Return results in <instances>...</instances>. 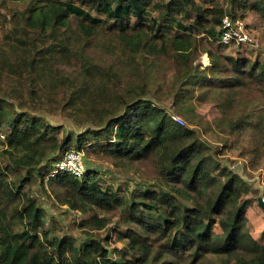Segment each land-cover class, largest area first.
<instances>
[{
	"label": "trees",
	"instance_id": "16d2710c",
	"mask_svg": "<svg viewBox=\"0 0 264 264\" xmlns=\"http://www.w3.org/2000/svg\"><path fill=\"white\" fill-rule=\"evenodd\" d=\"M9 1L28 6L0 12L9 51L0 48V264H264V241L252 235L247 218L255 202L198 130L249 133L247 153L264 159V34L254 35L259 47L251 50L261 58L225 54L229 46L217 43L222 19L240 18L238 11L264 24V0ZM106 41L116 59L131 65L129 81L122 82L120 65L95 62ZM56 57L80 75H66L70 87L55 81L62 86L58 104L71 111L86 91L110 94L107 104L86 110L92 127L79 134L45 122L30 105L43 67L62 76ZM158 63L172 69L169 84L153 82L147 68ZM151 85L189 127L173 120ZM205 99L220 111L213 124L195 110ZM70 149L83 151L85 175L47 178ZM90 156L138 174L143 189L107 184L88 167ZM38 186L87 216L78 223L81 243L46 228ZM113 219V237L91 234Z\"/></svg>",
	"mask_w": 264,
	"mask_h": 264
},
{
	"label": "rangeland",
	"instance_id": "374dc122",
	"mask_svg": "<svg viewBox=\"0 0 264 264\" xmlns=\"http://www.w3.org/2000/svg\"><path fill=\"white\" fill-rule=\"evenodd\" d=\"M28 6L27 1H18L13 2L9 0L0 1V12L4 15H10L13 12L21 13L26 10ZM237 16L246 24L247 29L253 34L256 35L260 40L262 34H264V24L260 21L253 18V16L246 12L245 16L242 17L241 12L238 11ZM8 28L9 24L6 25ZM100 39V38H99ZM101 43L99 47H101ZM0 48L8 51V46L5 43L3 38V29L0 25ZM225 54L235 55L241 54L245 56H250L251 58L259 57L260 53L258 51H251L250 48L231 45L223 49ZM95 62H97L100 68L108 69L112 66H121L120 72L122 74V82L129 81L131 77V65L129 62L120 59H116L114 52L111 51L108 42L106 41V46L99 48L97 53L93 56ZM204 58V59H203ZM207 61L204 54L201 56L200 61ZM56 67L61 70L59 74H62L59 77L56 74V79L51 74L50 69L46 66L39 71V84L40 91L37 92V97L34 99L33 103L35 108L40 109V113L45 122L59 126L63 131L82 133L85 129L92 127L91 122L93 119L86 114V110L89 108H98L104 106L110 100V94L101 93L97 90L86 91L80 99L77 101L76 109L69 110L66 107H63V102L59 104L57 100L62 91V86H55V81L59 82L67 87L71 86V83L67 80L66 75H74V70L72 65L63 63L61 59L56 57L53 60ZM147 70L150 72L153 82H158L161 86L163 83L169 84L173 79V71L170 66L166 63H158L150 65ZM80 78L79 73L76 75ZM76 77V78H77ZM77 80L79 81V79ZM64 80V82H63ZM152 90L155 91L157 97L162 98L161 105L171 116H179L183 120V125L188 126L185 118L178 114L176 109L171 105V99L168 95L162 94L155 85L149 86ZM111 91V90H110ZM109 91V93H110ZM197 96L200 95L197 93ZM250 98V97H248ZM158 99V98H156ZM199 100V99H198ZM29 102L28 98L26 103ZM198 104L195 107L196 113L202 117L204 122L213 124V122L219 118L220 111L217 108L216 104L212 99H205L202 103L195 102ZM84 130V131H83ZM202 139L205 140L212 148L213 152L218 159L219 163L229 168L233 173L240 176L249 191V196L256 203L258 198L261 197L264 201V159L262 157H255L253 154L247 153V148H249L253 143V138L249 133H245L239 138L232 136H227L221 133H218L214 127L211 129L198 127ZM207 132V133H205ZM61 135V133H59ZM217 136L223 143H218ZM226 144V145H225ZM88 167L96 169V171L102 175L106 180L107 184L113 185L115 188H121L124 190L126 187L129 190H142V181L138 174H133L126 170H119L113 168L108 162L95 160L93 157H88L86 161ZM52 169V168H51ZM34 193L38 199L39 205L45 210L46 218V228L52 230V228L57 230L59 236L68 235L74 238L76 243H81L85 235L78 227L80 220L86 218L78 214L77 212L70 211L66 206H60L56 201L49 195L48 189L41 187H35ZM253 203L251 208L247 211V218L250 222V230L252 235L257 239H262L264 241V210L258 208L257 205ZM104 216V215H103ZM114 222L108 224L107 229L98 230L96 232H91L94 236L104 237L109 233L112 237L114 234ZM109 246L112 248L113 243H109ZM121 244H116L117 252L114 253L113 259H116L120 254Z\"/></svg>",
	"mask_w": 264,
	"mask_h": 264
},
{
	"label": "built area",
	"instance_id": "2783aa9c",
	"mask_svg": "<svg viewBox=\"0 0 264 264\" xmlns=\"http://www.w3.org/2000/svg\"><path fill=\"white\" fill-rule=\"evenodd\" d=\"M218 33L219 37L217 43L220 45H237L250 48L251 50H256L259 47L257 39L247 29L246 24L240 18L230 19L228 17H224L218 28ZM201 63L203 66H206L208 64V59L206 62L202 60ZM172 118L178 124H184L180 117L172 116ZM63 173L76 178H81L85 175L86 170L84 165V153L82 150L70 149L66 151L53 165V168L49 171L47 178H52Z\"/></svg>",
	"mask_w": 264,
	"mask_h": 264
},
{
	"label": "water",
	"instance_id": "95a60500",
	"mask_svg": "<svg viewBox=\"0 0 264 264\" xmlns=\"http://www.w3.org/2000/svg\"><path fill=\"white\" fill-rule=\"evenodd\" d=\"M258 205L260 206V208H262L264 210V201L261 197L258 198Z\"/></svg>",
	"mask_w": 264,
	"mask_h": 264
},
{
	"label": "crops",
	"instance_id": "0c3cea01",
	"mask_svg": "<svg viewBox=\"0 0 264 264\" xmlns=\"http://www.w3.org/2000/svg\"><path fill=\"white\" fill-rule=\"evenodd\" d=\"M207 57V56H206Z\"/></svg>",
	"mask_w": 264,
	"mask_h": 264
}]
</instances>
